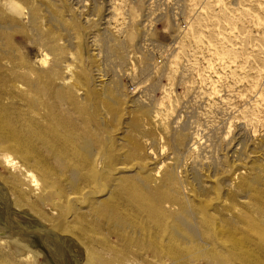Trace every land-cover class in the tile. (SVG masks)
I'll return each mask as SVG.
<instances>
[{
	"label": "rangeland",
	"instance_id": "374dc122",
	"mask_svg": "<svg viewBox=\"0 0 264 264\" xmlns=\"http://www.w3.org/2000/svg\"><path fill=\"white\" fill-rule=\"evenodd\" d=\"M0 25L1 65L20 56L42 69L47 50L36 27L43 40L52 33L51 40L68 44V65L82 76L81 92L91 94L75 96V107L87 108L88 129L109 138L122 158L129 154L144 167L162 157L177 163L180 176L189 179L193 168L220 184L242 165L264 182V0H0ZM69 110L68 121L81 129L77 110ZM99 171L106 182L109 174ZM20 211L40 223L28 208ZM1 215L0 239L13 232ZM28 236L52 264L39 239ZM10 248L0 244V257L16 264ZM63 252L64 264L77 263Z\"/></svg>",
	"mask_w": 264,
	"mask_h": 264
},
{
	"label": "bare ground",
	"instance_id": "6f19581e",
	"mask_svg": "<svg viewBox=\"0 0 264 264\" xmlns=\"http://www.w3.org/2000/svg\"><path fill=\"white\" fill-rule=\"evenodd\" d=\"M32 33L47 50L42 69L20 56L0 64V170L7 173L0 176V215L13 230L1 234L0 244L11 246L16 264H37L39 257L48 264L28 235L39 239L52 264H64V248L76 264H264L260 173L238 165L220 184L213 176L198 178L193 168L189 179L180 176L177 163L162 157L144 167L129 154L122 158L109 138L103 142L88 129L87 108L75 107V96L91 100V94L81 92L82 76L68 65V44L51 40L52 33L43 40L40 27ZM69 107L81 129L68 121ZM99 169L109 174L106 182ZM105 186L107 196L96 199ZM25 207L40 223L17 213ZM5 260L0 264H11Z\"/></svg>",
	"mask_w": 264,
	"mask_h": 264
},
{
	"label": "water",
	"instance_id": "95a60500",
	"mask_svg": "<svg viewBox=\"0 0 264 264\" xmlns=\"http://www.w3.org/2000/svg\"><path fill=\"white\" fill-rule=\"evenodd\" d=\"M62 251V250H61ZM61 251H59V252H61ZM60 256V258H62V253H59L58 254V257ZM58 264H63L62 262H61V259H60V261L58 262Z\"/></svg>",
	"mask_w": 264,
	"mask_h": 264
}]
</instances>
